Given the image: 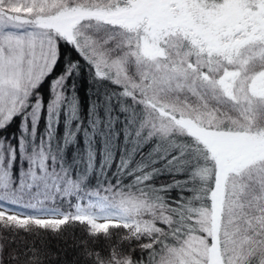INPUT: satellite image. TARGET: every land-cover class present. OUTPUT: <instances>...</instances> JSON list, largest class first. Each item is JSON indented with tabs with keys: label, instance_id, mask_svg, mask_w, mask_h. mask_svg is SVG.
Wrapping results in <instances>:
<instances>
[{
	"label": "snow or ice",
	"instance_id": "6c2138e0",
	"mask_svg": "<svg viewBox=\"0 0 264 264\" xmlns=\"http://www.w3.org/2000/svg\"><path fill=\"white\" fill-rule=\"evenodd\" d=\"M0 264H264V0H0Z\"/></svg>",
	"mask_w": 264,
	"mask_h": 264
},
{
	"label": "trees",
	"instance_id": "16d2710c",
	"mask_svg": "<svg viewBox=\"0 0 264 264\" xmlns=\"http://www.w3.org/2000/svg\"><path fill=\"white\" fill-rule=\"evenodd\" d=\"M52 243H53V245L55 246L57 242H56L55 240H53Z\"/></svg>",
	"mask_w": 264,
	"mask_h": 264
}]
</instances>
